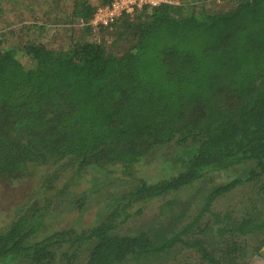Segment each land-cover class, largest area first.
I'll use <instances>...</instances> for the list:
<instances>
[{"label": "trees", "instance_id": "16d2710c", "mask_svg": "<svg viewBox=\"0 0 264 264\" xmlns=\"http://www.w3.org/2000/svg\"><path fill=\"white\" fill-rule=\"evenodd\" d=\"M179 1L102 28L108 46L81 22L113 0H72L81 38L67 49L31 38L0 46V194L39 169L53 174L10 205L20 210L0 232V264H140L181 244L204 264H238L235 237L264 231L250 214L212 211L264 177V0H230L221 11ZM152 155L162 172L150 178ZM238 166L249 169L212 186L192 223L209 215L205 239L183 240L193 228L181 227L183 216L119 231L153 203ZM82 182L90 192H72ZM259 193L264 202V184ZM255 251L264 258V240Z\"/></svg>", "mask_w": 264, "mask_h": 264}, {"label": "rangeland", "instance_id": "374dc122", "mask_svg": "<svg viewBox=\"0 0 264 264\" xmlns=\"http://www.w3.org/2000/svg\"><path fill=\"white\" fill-rule=\"evenodd\" d=\"M91 1L93 6H96L99 5L100 0ZM177 1L180 3L179 0ZM194 2L193 6L199 7L200 10L203 8L209 11H221L233 7L230 0H194ZM71 3L72 0H0V46H19L22 42L25 43L28 38H31L53 50L67 49L72 39L78 38V33H80V22L73 21L70 16L72 14ZM70 24L72 28L76 27L75 31L68 30L71 26ZM34 25H38L39 27L45 25L46 29L43 32H39L32 29ZM79 38H81L80 35ZM95 40H104L108 46L111 44V38L106 35H103L102 39L99 36ZM149 158L146 162V175L152 178L156 173L161 171V164L159 163L160 161H155L156 157L153 155ZM248 167H234L232 170L227 171L226 174H210L200 183L170 194L165 199L153 203L148 207L145 214L134 217L122 226L119 231L136 232L145 224L157 219H162L163 222H161L169 226L168 224L173 218L180 216H183L181 227L190 228L195 218L203 209L209 189L212 186L223 184L226 176L241 177L245 175L249 169ZM51 171L39 169L33 178L24 179L27 181L20 180L11 186L4 185L3 191L0 194V204L3 205L0 206V232L4 231L11 219L16 218L15 214L20 209L17 207L18 205H14L15 207L11 210L13 206L10 205L21 199L22 190L29 189L33 191L35 186L43 184L46 177L53 175ZM263 184L264 177L260 181L234 190L230 194L218 199L213 205L212 211L223 215L230 214L235 221H241L245 215L250 214L253 219L262 224L264 221V202L260 197L259 189ZM89 188V184L82 182L80 188H75L72 192L87 193L90 192ZM205 217L207 218L209 215ZM205 217L200 221L198 226H192L193 228H191L190 233L184 236L183 240L193 242L196 238L205 239V231L201 234L202 229L205 230L204 224L207 222ZM225 238L229 237L226 236ZM235 238L241 250L238 264H264V258L257 256L255 251L264 240V231ZM206 239L210 240V236L206 235ZM225 240L222 239L220 250L224 249ZM213 244H210V248ZM183 245L181 244V246L173 251L170 250L161 256L154 257L147 262L143 261L140 264H204L197 249L184 247Z\"/></svg>", "mask_w": 264, "mask_h": 264}, {"label": "built area", "instance_id": "2783aa9c", "mask_svg": "<svg viewBox=\"0 0 264 264\" xmlns=\"http://www.w3.org/2000/svg\"><path fill=\"white\" fill-rule=\"evenodd\" d=\"M163 5L179 6L177 0H113L109 5L100 6L89 23L81 22L82 27H90L95 39L102 28H109L123 16H135L143 10L151 13Z\"/></svg>", "mask_w": 264, "mask_h": 264}]
</instances>
